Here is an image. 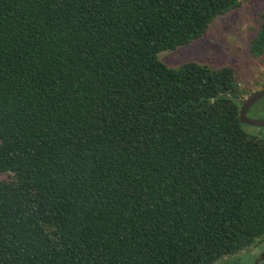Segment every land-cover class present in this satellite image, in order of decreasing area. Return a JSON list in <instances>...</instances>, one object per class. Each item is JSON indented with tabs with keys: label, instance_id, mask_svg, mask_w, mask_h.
<instances>
[{
	"label": "trees",
	"instance_id": "obj_1",
	"mask_svg": "<svg viewBox=\"0 0 264 264\" xmlns=\"http://www.w3.org/2000/svg\"><path fill=\"white\" fill-rule=\"evenodd\" d=\"M241 1L0 0V264H216L264 242L249 90L160 58Z\"/></svg>",
	"mask_w": 264,
	"mask_h": 264
},
{
	"label": "rangeland",
	"instance_id": "obj_2",
	"mask_svg": "<svg viewBox=\"0 0 264 264\" xmlns=\"http://www.w3.org/2000/svg\"><path fill=\"white\" fill-rule=\"evenodd\" d=\"M263 28L264 0H242L240 6L216 17L203 36L190 44L162 52L160 58L173 67L187 61L211 67L232 66L237 79L251 95L264 90V59L252 47ZM247 114L250 118L264 119V97ZM245 127L249 133L264 139L263 126L246 124ZM261 250H264V242L216 264H264Z\"/></svg>",
	"mask_w": 264,
	"mask_h": 264
},
{
	"label": "water",
	"instance_id": "obj_3",
	"mask_svg": "<svg viewBox=\"0 0 264 264\" xmlns=\"http://www.w3.org/2000/svg\"><path fill=\"white\" fill-rule=\"evenodd\" d=\"M262 97H264V90L257 91L251 94L249 97H247V99L242 104V107L240 109V120L242 123L264 127V119L250 118L247 114L250 108Z\"/></svg>",
	"mask_w": 264,
	"mask_h": 264
},
{
	"label": "flooded vegetation",
	"instance_id": "obj_4",
	"mask_svg": "<svg viewBox=\"0 0 264 264\" xmlns=\"http://www.w3.org/2000/svg\"><path fill=\"white\" fill-rule=\"evenodd\" d=\"M253 41H254V40H253ZM259 56H260L262 59H264V52L259 53ZM254 105H255V104H254ZM254 105H253V106H254ZM253 106H252V107H253ZM252 107H251L250 109H252ZM260 254L264 255V250H263V251L261 250Z\"/></svg>",
	"mask_w": 264,
	"mask_h": 264
}]
</instances>
